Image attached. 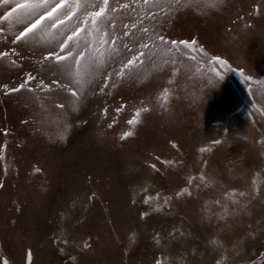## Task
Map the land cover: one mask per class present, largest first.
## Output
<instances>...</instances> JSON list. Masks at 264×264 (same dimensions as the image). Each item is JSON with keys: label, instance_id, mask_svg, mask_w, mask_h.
<instances>
[{"label": "rangeland", "instance_id": "1", "mask_svg": "<svg viewBox=\"0 0 264 264\" xmlns=\"http://www.w3.org/2000/svg\"><path fill=\"white\" fill-rule=\"evenodd\" d=\"M10 7L0 0V13ZM156 23L173 39H195L236 71L220 79L203 63L181 57L175 85L167 84L168 66L128 79L110 95L99 94L97 82L75 104L57 98L65 103L63 119L49 111L51 98L0 91V264H27L28 249L32 264H155L158 258L216 264L225 256L233 264L264 262V0H204L202 8L184 7ZM21 27L6 33L7 42L0 36V51L12 47ZM75 27V19L66 22L62 35ZM46 50L43 41L24 45L30 60L21 62L22 69L0 61V85H18L27 72L48 82L49 71L35 63ZM241 69L252 81L241 77ZM164 87L171 90L166 104L160 99ZM122 103L126 107L117 113ZM143 106L150 111L129 126ZM126 131L133 135L121 139ZM202 147L210 150L201 153ZM201 173L207 186L188 183ZM183 187L192 195L177 198ZM254 187L260 191L240 207L224 199L232 188ZM157 193L159 201L144 203ZM144 212L149 215L142 218Z\"/></svg>", "mask_w": 264, "mask_h": 264}, {"label": "snow or ice", "instance_id": "2", "mask_svg": "<svg viewBox=\"0 0 264 264\" xmlns=\"http://www.w3.org/2000/svg\"><path fill=\"white\" fill-rule=\"evenodd\" d=\"M5 3L10 4L11 7L0 13V36L4 37V42H7L8 31L17 25L22 27L13 33L10 41L12 47L0 51V61L7 59L11 67L22 69L21 62L30 60V57L23 55V46L43 41L47 50L41 53L35 63L40 65L41 70H48L50 75L46 82L43 78L37 79L40 73L33 75L27 72L18 85L10 87L5 83L0 85V91L4 96L29 93L35 101L51 98L55 102L49 111H54L61 119L65 115V103L59 102L57 98L63 97L69 103L75 104L81 99L85 88L97 82H100L99 94L110 95L112 88H116L126 80L139 78L152 69L163 71L164 66H168L171 77L167 80V84L175 85L183 63L181 57L197 65L203 63L209 73H214L220 79H223L224 72L236 71L227 60L209 55L197 45L195 39L176 40L158 29L157 21L172 19L173 14L184 7L202 8L204 0H87V6L83 8L81 0H5ZM259 13L260 9L257 6L256 14ZM72 19L76 20V27L70 34L62 35L66 22L70 23ZM58 35L61 39L55 41L56 46L52 47L54 38ZM17 47H20L21 51H18ZM28 51L35 55L33 48L30 47ZM240 75L246 82L252 81V77L245 75L243 69L240 70ZM33 81H36V87L30 86ZM170 96V87H164L160 99L166 104ZM41 107H44L43 103ZM125 107L126 105L122 103L115 111L120 113ZM149 111L150 108L146 106L138 107L133 118L127 120V124L129 126L139 124L142 114ZM103 112L106 116L108 108H104ZM115 122L114 119L108 127H113ZM3 134L9 135L8 130H3ZM132 135V131H126L121 139H127ZM220 143H222L220 140L213 141V144ZM4 147L6 148V145ZM172 147L178 150L175 143H172ZM209 150L202 147L199 151L204 153ZM0 159L3 157L0 156ZM156 159L160 158L156 157ZM164 163L173 162L164 161ZM149 167L158 171L156 164ZM200 182H204L207 186L208 181L203 173L189 177L188 180L190 185L196 183L199 186ZM3 186L0 183V188ZM259 191L258 187L248 192L232 188L224 193V199L240 207L242 199L249 200ZM191 195L190 187H183L176 193L177 198ZM160 199L157 193L155 197H146L144 203L148 204L152 200ZM163 202L168 204L169 198L165 197ZM214 204L219 206L224 214H230L221 200H215ZM205 211L210 213L212 208ZM148 215V212H144L142 218ZM219 218L224 219V215ZM180 235L183 236V233ZM170 236L172 239L176 238L175 233H171ZM156 243L159 244L160 241L157 239ZM210 243L213 246L217 245L216 240H211ZM84 247L89 248L91 245L85 243ZM26 257L27 264H32L31 249H28ZM155 264H170V262L158 258ZM216 264H233V261L225 256L217 259Z\"/></svg>", "mask_w": 264, "mask_h": 264}]
</instances>
